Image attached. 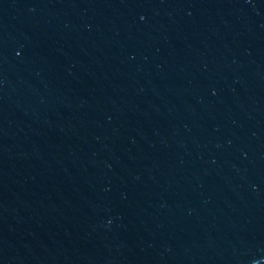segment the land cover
Listing matches in <instances>:
<instances>
[{
  "label": "water",
  "instance_id": "1",
  "mask_svg": "<svg viewBox=\"0 0 264 264\" xmlns=\"http://www.w3.org/2000/svg\"><path fill=\"white\" fill-rule=\"evenodd\" d=\"M0 264H264V0H0Z\"/></svg>",
  "mask_w": 264,
  "mask_h": 264
}]
</instances>
